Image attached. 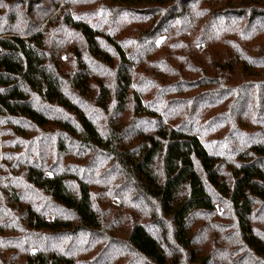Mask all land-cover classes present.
Wrapping results in <instances>:
<instances>
[{"label":"trees","instance_id":"trees-1","mask_svg":"<svg viewBox=\"0 0 264 264\" xmlns=\"http://www.w3.org/2000/svg\"><path fill=\"white\" fill-rule=\"evenodd\" d=\"M0 264H264V0H0Z\"/></svg>","mask_w":264,"mask_h":264},{"label":"rangeland","instance_id":"rangeland-1","mask_svg":"<svg viewBox=\"0 0 264 264\" xmlns=\"http://www.w3.org/2000/svg\"><path fill=\"white\" fill-rule=\"evenodd\" d=\"M114 172H115V166H112L111 164H104V168H102V170H98L97 172H95V177L94 179L96 181L98 180H105V179H109L110 177L114 178ZM100 211H103L105 213V217L108 221H110L111 219H113V214H112V208L106 204V203H101V205L98 208ZM200 226V225H198ZM208 244H210V248H211V243L208 242ZM213 247V246H212ZM205 248V246H204ZM209 246H206V250L208 251Z\"/></svg>","mask_w":264,"mask_h":264},{"label":"snow or ice","instance_id":"snow-or-ice-1","mask_svg":"<svg viewBox=\"0 0 264 264\" xmlns=\"http://www.w3.org/2000/svg\"><path fill=\"white\" fill-rule=\"evenodd\" d=\"M159 43V42H158Z\"/></svg>","mask_w":264,"mask_h":264}]
</instances>
